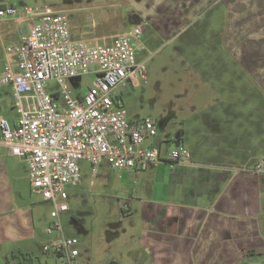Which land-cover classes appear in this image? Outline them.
Segmentation results:
<instances>
[{
	"label": "rangeland",
	"instance_id": "rangeland-1",
	"mask_svg": "<svg viewBox=\"0 0 264 264\" xmlns=\"http://www.w3.org/2000/svg\"><path fill=\"white\" fill-rule=\"evenodd\" d=\"M10 3L62 11L69 19L72 32H83L84 39L132 27L128 26L131 20L125 15L131 11L125 0H10ZM220 5L221 8L210 11L193 29L174 39L150 40L145 47L137 49L138 60L146 67V82L121 90L116 106L125 110L130 120L151 118L157 122L158 135L147 140L149 147L160 146V140L168 138L171 143H163V149L168 150L169 146L171 150L179 149L175 144L178 136L184 132L191 134L202 126L196 116L220 108L219 116L227 109L237 113L235 126L239 125L242 131L249 130L255 137L254 145L261 142L264 136V0H219ZM198 28L204 31L198 33ZM217 35L227 37L228 44L235 46L232 48L235 58L224 47L222 36L217 39ZM93 80L92 74L83 76L81 89L73 90L75 96L85 94ZM8 111L9 121L17 119L15 111L8 108L4 113ZM179 143L185 146L182 141ZM6 158L14 185L34 217L36 237L20 243L21 250L35 257L50 239L60 237L58 232L47 234L54 223L50 217L53 208L32 193L26 165L12 156ZM104 166L105 170L98 171L102 175L93 177L92 166L80 162V183L67 189L64 200L69 211L60 215V223L63 235L78 242L79 256L72 264H106L111 260L120 264H153L152 259L137 257L141 216L134 211L139 197L146 195L141 188L143 182L135 183L133 174ZM103 171L108 173L106 178ZM132 191L137 198L128 196ZM129 206L133 209L131 214L127 211Z\"/></svg>",
	"mask_w": 264,
	"mask_h": 264
},
{
	"label": "built area",
	"instance_id": "built-area-1",
	"mask_svg": "<svg viewBox=\"0 0 264 264\" xmlns=\"http://www.w3.org/2000/svg\"><path fill=\"white\" fill-rule=\"evenodd\" d=\"M1 21L17 24L21 41L3 46L0 88L11 86L18 117L14 127L0 118V148L26 164L32 193L52 205L54 223L47 234L60 237L43 252L72 264L79 256L78 242L63 235L60 215L69 211L67 189L80 183V162L89 163L94 175L103 162L141 173L159 164L188 165L191 153L185 147H149L147 140L158 135L157 122L130 120L116 106L121 90L146 82L145 64L137 57V49L145 47L139 25L116 34L111 43L91 44L74 37L62 11L10 0H0ZM89 74L94 75L90 88L75 96L73 90L79 91ZM77 77L75 87L71 80ZM247 171L264 177V157Z\"/></svg>",
	"mask_w": 264,
	"mask_h": 264
},
{
	"label": "crops",
	"instance_id": "crops-1",
	"mask_svg": "<svg viewBox=\"0 0 264 264\" xmlns=\"http://www.w3.org/2000/svg\"><path fill=\"white\" fill-rule=\"evenodd\" d=\"M125 2L131 10L125 15L133 19L128 26L139 25L144 46L150 40L174 39L198 26V22L200 25V20L210 11L213 13L221 8L219 0ZM223 8L221 11L225 16ZM18 28L17 24L0 22V73L5 63L4 44L21 41ZM203 31L198 28V33ZM223 32L224 29L222 35ZM118 33L97 34L86 40L91 44L111 43ZM83 34L73 32L77 39H84ZM222 35H217V39ZM221 40L235 58L232 49L235 46L228 44L227 37L222 36ZM8 108L15 111L11 86L0 88V118H5L14 127L17 119L9 121L6 118L9 111L4 113ZM220 109L199 112L196 117L202 126L191 134L184 132L178 136L175 144L190 151V164H159L141 173L124 170L136 176L135 183L143 182L141 188L146 193L139 197V205L134 211L141 216L137 257L152 259L153 264H264V177L247 171L264 157V136L254 145V135L235 126L237 113L227 109L224 115L229 118L225 120L223 114L219 116ZM163 143L171 142L166 138L159 142L160 145ZM7 156L16 158L6 148H0V264H17L18 259L6 260V257L12 251L30 256L31 252L21 250L20 243L34 239L36 232L33 211L14 185ZM104 165L111 168L107 163L100 168L104 169ZM103 173L106 178L108 173ZM98 175L102 174L97 172L93 177ZM128 196L137 198L133 191ZM19 198L22 202L18 203ZM131 210L129 206V214ZM131 249L128 251H133ZM38 257L40 264L66 262L65 258L43 250Z\"/></svg>",
	"mask_w": 264,
	"mask_h": 264
},
{
	"label": "trees",
	"instance_id": "trees-1",
	"mask_svg": "<svg viewBox=\"0 0 264 264\" xmlns=\"http://www.w3.org/2000/svg\"><path fill=\"white\" fill-rule=\"evenodd\" d=\"M11 259L12 261H16L18 259L17 264H40V257L36 256L33 258L28 255L21 254L20 252L12 251L7 257L6 260ZM106 264H120L116 260H111Z\"/></svg>",
	"mask_w": 264,
	"mask_h": 264
},
{
	"label": "water",
	"instance_id": "water-1",
	"mask_svg": "<svg viewBox=\"0 0 264 264\" xmlns=\"http://www.w3.org/2000/svg\"><path fill=\"white\" fill-rule=\"evenodd\" d=\"M81 80V77H77L75 79H72L71 82L74 83V86L77 87V83Z\"/></svg>",
	"mask_w": 264,
	"mask_h": 264
},
{
	"label": "flooded vegetation",
	"instance_id": "flooded-vegetation-1",
	"mask_svg": "<svg viewBox=\"0 0 264 264\" xmlns=\"http://www.w3.org/2000/svg\"><path fill=\"white\" fill-rule=\"evenodd\" d=\"M129 20H131V23H132L133 19H129Z\"/></svg>",
	"mask_w": 264,
	"mask_h": 264
}]
</instances>
